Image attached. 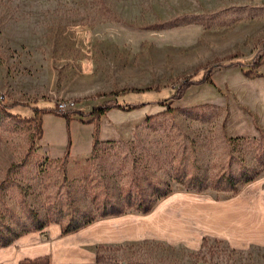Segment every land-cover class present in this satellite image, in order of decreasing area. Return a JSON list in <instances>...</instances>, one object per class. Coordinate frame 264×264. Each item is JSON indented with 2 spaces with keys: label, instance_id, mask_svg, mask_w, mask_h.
<instances>
[{
  "label": "rangeland",
  "instance_id": "1",
  "mask_svg": "<svg viewBox=\"0 0 264 264\" xmlns=\"http://www.w3.org/2000/svg\"><path fill=\"white\" fill-rule=\"evenodd\" d=\"M263 41L264 2L255 0H0V98L16 103L15 115L0 122V231L18 227L23 199L44 211L54 195L75 191L71 180L104 169L101 160L85 164L95 141L140 143L149 162L150 151L179 149L180 159L186 146L195 150L189 162L240 178L255 156L244 138L264 136ZM234 56L248 64L261 57L262 64L219 67ZM211 64L209 82L171 97ZM158 98L165 105L153 102ZM116 99L124 110L99 118L78 113ZM38 103L54 109L36 114ZM12 164L19 166L10 172ZM109 165L119 166L113 184L126 181L117 156ZM238 193L244 208H264V173ZM238 193L176 187L148 214L101 219L68 235L50 224L31 232L36 257L26 260L264 264L263 247L235 248L215 236L223 230L224 202Z\"/></svg>",
  "mask_w": 264,
  "mask_h": 264
},
{
  "label": "trees",
  "instance_id": "2",
  "mask_svg": "<svg viewBox=\"0 0 264 264\" xmlns=\"http://www.w3.org/2000/svg\"><path fill=\"white\" fill-rule=\"evenodd\" d=\"M219 63V67L224 69L235 66L259 67L262 64V58H256L252 64H248L238 56H234ZM215 69V64L205 67L201 74L189 78L173 91L171 97L182 99L189 88L209 82ZM134 91L142 92V90ZM123 92H127V90ZM166 100V98H158L153 102L165 105ZM145 103L149 102L146 101ZM15 105L16 103L4 104L0 98V122L6 116L15 115L13 111ZM125 105L117 99L107 100L95 106L90 112L80 110L78 113L81 117L93 116L99 118L114 108L124 110ZM33 109L38 114L54 108L50 105L38 103ZM64 116L69 120L67 115ZM244 144L255 146L253 152L255 153L254 162L251 165L244 162V171L240 178H237L231 170L213 173L212 170L204 168L197 162H189L187 154H193L195 150L189 152L186 146L181 150L183 156L180 159H178L179 153H177L180 152L179 149L169 153L150 151L152 162H149L147 148L140 143L128 144L116 140L95 141L91 155L86 158L85 164L100 166L101 160L102 168L106 169L107 167V172H104V169L96 171L92 168L83 177L71 180L70 184L73 185L75 190L71 192H75V195L70 196L68 193L71 192L66 193L65 196L54 195L50 202L43 205L44 211L35 208L28 200L23 199L24 214L17 220L18 227L12 228L10 226L5 228L6 230L0 231V248L11 245L26 234L41 231L50 224H59L62 235H68L78 232L101 219L118 217L128 212L148 214L157 203L171 195L176 187L195 192L213 189L219 192L236 194L240 190V185L250 183L264 173V136L261 135V139L244 138ZM136 147H139L140 154L135 152ZM119 151H124L125 154L120 156ZM66 156H69V153H66ZM112 156H117L121 163H124L123 169L126 173V181L120 182L119 185L112 183V180L117 179L119 166H114L112 170L108 171L110 165L107 166V164ZM130 160L132 166L128 168ZM110 164L114 165L115 163ZM18 166L19 164H12L9 171L17 169ZM156 169L160 170L164 177L157 176L156 172L158 170ZM207 240V237L203 238V245ZM100 247L102 246L97 248L98 253ZM99 257H101L100 254H98V259ZM21 264H49V262L35 259L23 261Z\"/></svg>",
  "mask_w": 264,
  "mask_h": 264
},
{
  "label": "crops",
  "instance_id": "3",
  "mask_svg": "<svg viewBox=\"0 0 264 264\" xmlns=\"http://www.w3.org/2000/svg\"><path fill=\"white\" fill-rule=\"evenodd\" d=\"M263 3L264 0H255ZM244 193H238L235 197L224 202V221L222 231L215 236L228 240L235 248H244L249 244H256L264 248V208H244ZM264 200V196L260 198ZM263 207V206H262ZM53 233H60L59 225H52ZM36 233H30L15 241V243L0 248V264H21L24 260L35 258L33 242ZM59 260L58 257H56Z\"/></svg>",
  "mask_w": 264,
  "mask_h": 264
},
{
  "label": "built area",
  "instance_id": "4",
  "mask_svg": "<svg viewBox=\"0 0 264 264\" xmlns=\"http://www.w3.org/2000/svg\"><path fill=\"white\" fill-rule=\"evenodd\" d=\"M64 106H65L64 104L61 105L62 108H64Z\"/></svg>",
  "mask_w": 264,
  "mask_h": 264
}]
</instances>
